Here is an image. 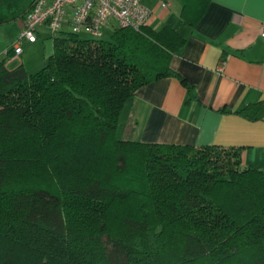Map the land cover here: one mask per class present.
<instances>
[{
    "label": "trees",
    "instance_id": "trees-1",
    "mask_svg": "<svg viewBox=\"0 0 264 264\" xmlns=\"http://www.w3.org/2000/svg\"><path fill=\"white\" fill-rule=\"evenodd\" d=\"M184 40L65 30L36 73L0 59V264H264V171L241 148L118 135L140 86L175 76L196 96L170 66Z\"/></svg>",
    "mask_w": 264,
    "mask_h": 264
},
{
    "label": "crops",
    "instance_id": "crops-1",
    "mask_svg": "<svg viewBox=\"0 0 264 264\" xmlns=\"http://www.w3.org/2000/svg\"><path fill=\"white\" fill-rule=\"evenodd\" d=\"M33 2L0 0V59L10 68L24 64L29 73L47 62L46 54L29 56L40 40L47 46V28L35 42L24 41L21 54L12 44ZM144 2L152 10L149 27L168 26L185 39L170 66L196 96L187 100V86L175 76L140 86L123 108L119 137L241 148L243 166L264 171V0H208L205 7L197 0Z\"/></svg>",
    "mask_w": 264,
    "mask_h": 264
},
{
    "label": "built area",
    "instance_id": "built-area-1",
    "mask_svg": "<svg viewBox=\"0 0 264 264\" xmlns=\"http://www.w3.org/2000/svg\"><path fill=\"white\" fill-rule=\"evenodd\" d=\"M151 14L144 0H34L23 15L12 49L21 54L24 41L35 42L42 27L49 30L52 38L68 27L76 34L85 32L99 39L112 21L116 27L140 30L148 24ZM261 28L264 33V24Z\"/></svg>",
    "mask_w": 264,
    "mask_h": 264
},
{
    "label": "rangeland",
    "instance_id": "rangeland-1",
    "mask_svg": "<svg viewBox=\"0 0 264 264\" xmlns=\"http://www.w3.org/2000/svg\"><path fill=\"white\" fill-rule=\"evenodd\" d=\"M115 27H116V23L114 21H112L110 23V25L105 29L104 34L100 39H106V40L110 39L111 34L113 33ZM65 30L68 32H71V30L68 27H66ZM81 36L82 37H92L89 33H85V32L82 33ZM45 40L47 42V46L43 43V40H40L41 47L33 48L30 51L29 56H31L33 58V60H35V59L37 60V58L38 59L42 58L46 54L47 55V61H49L50 56L54 52L53 38L51 37V33L49 32V30H47V37L45 38ZM42 65H44V64H42ZM34 71H37V70H34ZM34 73H36V72H34Z\"/></svg>",
    "mask_w": 264,
    "mask_h": 264
}]
</instances>
